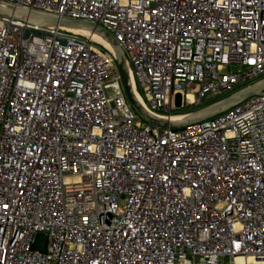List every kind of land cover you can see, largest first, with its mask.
<instances>
[{
    "label": "built area",
    "instance_id": "1",
    "mask_svg": "<svg viewBox=\"0 0 264 264\" xmlns=\"http://www.w3.org/2000/svg\"><path fill=\"white\" fill-rule=\"evenodd\" d=\"M0 5L102 27L161 118L264 77V0ZM0 264H264V90L160 127L109 45L0 18Z\"/></svg>",
    "mask_w": 264,
    "mask_h": 264
},
{
    "label": "water",
    "instance_id": "2",
    "mask_svg": "<svg viewBox=\"0 0 264 264\" xmlns=\"http://www.w3.org/2000/svg\"><path fill=\"white\" fill-rule=\"evenodd\" d=\"M0 18L40 27L54 26L67 28L72 26H85L89 28L92 32H97L107 42V44L113 49L116 54L117 63L119 65L123 77L127 97L130 103L137 111L142 120L160 127L169 126L173 129H181L188 124L212 118L238 105L239 103L253 95L261 94L264 90L263 77L246 87L240 88L226 96H223L213 102H210L202 107L196 108L193 111L188 112L187 114L182 115L180 119L174 120L161 118L152 115L147 110H145V108L140 104L134 92L127 57L123 49L114 39V37L102 27L87 22L59 18L56 16L42 14L22 8L5 7L1 5Z\"/></svg>",
    "mask_w": 264,
    "mask_h": 264
},
{
    "label": "bare ground",
    "instance_id": "3",
    "mask_svg": "<svg viewBox=\"0 0 264 264\" xmlns=\"http://www.w3.org/2000/svg\"><path fill=\"white\" fill-rule=\"evenodd\" d=\"M67 30L74 32L76 34L88 36L91 38L93 41L103 44L105 46H108L107 42L97 33V32H92L89 28L85 26H72V27H67ZM180 116H175L173 119H180Z\"/></svg>",
    "mask_w": 264,
    "mask_h": 264
},
{
    "label": "rangeland",
    "instance_id": "4",
    "mask_svg": "<svg viewBox=\"0 0 264 264\" xmlns=\"http://www.w3.org/2000/svg\"><path fill=\"white\" fill-rule=\"evenodd\" d=\"M222 97V96H221ZM41 238H43V236H41Z\"/></svg>",
    "mask_w": 264,
    "mask_h": 264
}]
</instances>
